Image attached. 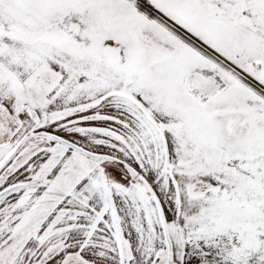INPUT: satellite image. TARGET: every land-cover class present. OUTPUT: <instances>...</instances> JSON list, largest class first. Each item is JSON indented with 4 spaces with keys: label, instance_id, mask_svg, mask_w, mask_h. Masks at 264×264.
Returning a JSON list of instances; mask_svg holds the SVG:
<instances>
[{
    "label": "snow or ice",
    "instance_id": "snow-or-ice-1",
    "mask_svg": "<svg viewBox=\"0 0 264 264\" xmlns=\"http://www.w3.org/2000/svg\"><path fill=\"white\" fill-rule=\"evenodd\" d=\"M0 264H264V0H0Z\"/></svg>",
    "mask_w": 264,
    "mask_h": 264
}]
</instances>
